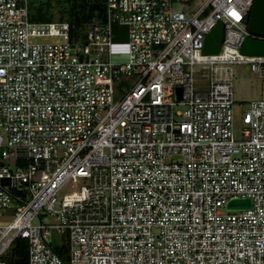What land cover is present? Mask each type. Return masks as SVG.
Wrapping results in <instances>:
<instances>
[{"label":"built area","instance_id":"1","mask_svg":"<svg viewBox=\"0 0 264 264\" xmlns=\"http://www.w3.org/2000/svg\"><path fill=\"white\" fill-rule=\"evenodd\" d=\"M106 1L75 43L68 22L0 0V213L13 211L0 264L18 239L28 264H264V57L235 59L264 40L248 29L255 0ZM220 22V53L205 56ZM241 62L263 88L236 136L218 65ZM233 199L253 207L229 211ZM54 233L69 236L67 258Z\"/></svg>","mask_w":264,"mask_h":264},{"label":"rangeland","instance_id":"2","mask_svg":"<svg viewBox=\"0 0 264 264\" xmlns=\"http://www.w3.org/2000/svg\"><path fill=\"white\" fill-rule=\"evenodd\" d=\"M101 3L103 7V15L106 14L107 9V1L106 0H97ZM71 3L67 0H29V12L30 18L33 22H69L68 10L70 8ZM175 7H179L178 4ZM106 18V15H105ZM99 20V19H98ZM94 21L93 23L102 22ZM89 26L84 30L76 31V37L72 39L73 42H81L84 41V38L87 34ZM114 37L115 42L121 43L123 46L119 48H115L116 51H119L124 56L127 53V47L124 46L128 42V28L126 26H122L118 23L113 24ZM238 54V55H237ZM235 55V59L239 57L241 54V50L239 49ZM245 59V57H243ZM219 67H226L228 70H222L223 76L231 77L233 81V95H234V106H233V114H234V134L239 136V132L237 127L240 125V116L243 112L244 107L254 101H259L262 99V88H263V80L262 78L255 72L251 71L250 64L248 63H233V64H219ZM210 74V71H207ZM199 79V78H198ZM201 80L203 82H199L198 88L200 90H206L209 77H202ZM176 110H184L183 107H178ZM71 192V188L65 189L60 193V196H64ZM9 216H12V210H6L5 212ZM4 213H0V224L6 223L10 221V217ZM45 222L48 220L45 219ZM39 220H35L34 224H38ZM53 247L59 250L62 255L67 258L70 254V239L67 234H58L54 233L50 238Z\"/></svg>","mask_w":264,"mask_h":264},{"label":"water","instance_id":"3","mask_svg":"<svg viewBox=\"0 0 264 264\" xmlns=\"http://www.w3.org/2000/svg\"><path fill=\"white\" fill-rule=\"evenodd\" d=\"M251 35L264 38V0H255L248 23ZM224 40V25H218L207 35L203 54L205 56L217 55L220 53ZM241 54L249 57H264V40L249 37L246 39ZM177 99L182 98V89L177 88ZM253 207L251 199H233L226 208L229 211L248 210Z\"/></svg>","mask_w":264,"mask_h":264},{"label":"trees","instance_id":"4","mask_svg":"<svg viewBox=\"0 0 264 264\" xmlns=\"http://www.w3.org/2000/svg\"><path fill=\"white\" fill-rule=\"evenodd\" d=\"M67 1L71 3L67 18L69 19L68 23L71 25L73 33H76V31H80L81 29L84 30L94 21L105 20L106 14H102L104 9L101 3H99L97 0ZM6 259L7 264H28L27 240H16Z\"/></svg>","mask_w":264,"mask_h":264}]
</instances>
